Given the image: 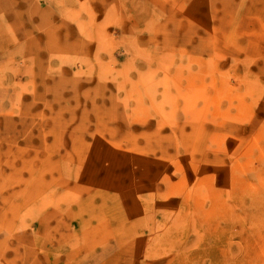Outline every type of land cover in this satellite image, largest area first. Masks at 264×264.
<instances>
[{"label":"rangeland","instance_id":"obj_1","mask_svg":"<svg viewBox=\"0 0 264 264\" xmlns=\"http://www.w3.org/2000/svg\"><path fill=\"white\" fill-rule=\"evenodd\" d=\"M0 264H264V0H0Z\"/></svg>","mask_w":264,"mask_h":264}]
</instances>
